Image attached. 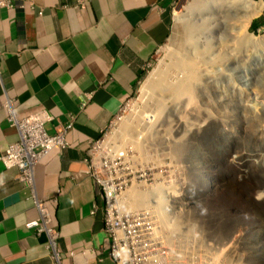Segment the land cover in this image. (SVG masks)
<instances>
[{"label": "crops", "instance_id": "obj_1", "mask_svg": "<svg viewBox=\"0 0 264 264\" xmlns=\"http://www.w3.org/2000/svg\"><path fill=\"white\" fill-rule=\"evenodd\" d=\"M174 0H9L0 5V155L17 138L5 118L45 108L49 133L72 116L66 146L33 168L38 198L48 199L60 264H114L108 256L96 185L86 169L95 139L164 42ZM264 2V0H262ZM264 18V5L262 6ZM81 103L84 105L81 106ZM15 168L0 160V264H49L45 233L26 227L38 211Z\"/></svg>", "mask_w": 264, "mask_h": 264}, {"label": "rangeland", "instance_id": "obj_2", "mask_svg": "<svg viewBox=\"0 0 264 264\" xmlns=\"http://www.w3.org/2000/svg\"><path fill=\"white\" fill-rule=\"evenodd\" d=\"M206 3V0L173 1L169 9L170 23L166 39L143 70L136 92L123 103L118 113L120 116L113 126L120 131L126 144L134 148L138 163L149 167L147 189L155 183L163 185V209L166 215L179 223L182 218H186L188 223L197 228L191 241L186 240L178 228V234L174 236L175 244L180 246L179 243L184 241L185 246V249L182 244L181 249L177 248L182 253L178 261L182 264H207L210 256H217L221 264H225L223 261L264 264V196L256 198V192L264 185V169L255 162L254 158L258 155L253 151L259 145V140L247 130L246 122L239 114L241 109L234 106V101L237 102L235 96H241L245 104L242 107L243 113L251 115L257 111L264 118V108L252 99V94H248V99L243 95L249 90V77L254 73L250 70V65L256 51L251 47L243 49L246 53L243 54L245 58L242 70L229 66L226 79L222 75H216V93L223 89L227 95L222 93L220 97V94L211 92L213 95L206 105L209 111L200 109L202 114L210 112L208 119L200 127H195L193 116L188 114L194 113V106L197 108L198 104H202L197 101V94L193 96L196 104L191 102L187 107L183 103L186 95L175 100L166 98L167 83H173L179 78L180 58H189L186 53L190 52L189 49L193 47L191 44L195 42L199 26L193 18L197 13L203 12ZM262 12L263 9L247 25V31L255 36L264 35V24H259L252 30L250 23L262 17ZM233 44L238 45V42ZM189 45L191 47L188 49ZM246 72L248 87L241 79V75ZM160 74L164 77V86L161 88L157 86ZM256 83L252 88L264 91L261 87L264 75ZM158 99L164 104L161 115L154 106ZM174 105H177V109L183 105L186 112H174ZM181 115L185 118L184 123L180 121ZM172 168L173 171H165ZM138 187L142 191L145 185ZM149 195L152 196L151 193ZM158 197L159 194H156L148 200L156 202ZM148 200L130 207H146ZM227 249L234 250L233 255L237 259L224 258L223 254Z\"/></svg>", "mask_w": 264, "mask_h": 264}, {"label": "built area", "instance_id": "obj_3", "mask_svg": "<svg viewBox=\"0 0 264 264\" xmlns=\"http://www.w3.org/2000/svg\"><path fill=\"white\" fill-rule=\"evenodd\" d=\"M0 5L10 6L6 0H0ZM4 109L7 122L16 128L17 139L6 146L0 160L4 166L16 168V179L30 189L38 218L27 221L26 226L32 227L36 234L45 233L49 264H60L58 231L52 223L47 200L37 199L33 194L32 171L35 163L50 149L66 145L65 135L72 127L73 117L59 121L55 131L48 133L45 123L53 117L45 108L18 116L11 100L7 99ZM119 116L115 115L97 138L86 142L87 172L101 200L107 254L114 264H175L159 238L154 210L129 206L126 195L130 187L145 185L147 188L150 170L147 165L137 163L134 148L127 145L120 131L114 128L113 123Z\"/></svg>", "mask_w": 264, "mask_h": 264}, {"label": "bare ground", "instance_id": "obj_4", "mask_svg": "<svg viewBox=\"0 0 264 264\" xmlns=\"http://www.w3.org/2000/svg\"><path fill=\"white\" fill-rule=\"evenodd\" d=\"M206 1L207 3L205 5L203 12L197 13V15L194 16L193 18L194 21L197 22L199 27L197 29L198 32L195 35V42L193 41L194 44L193 43L191 44L193 45V47H191L190 45L189 47L186 46L188 49L191 47L189 49L190 50L189 53L185 52L189 58L183 60L180 58L181 74L179 78L177 76L178 79L175 80V82L167 83L169 85H167L166 87L167 91H165L168 92V95L166 96L167 100H175L178 99L181 95H186L185 96L186 98L184 99L183 102L184 106L186 107L191 102L194 105L196 104L197 101L199 103H202V104H198L197 108L195 106L194 108H192V110H194L193 111L194 113L188 112V114L193 116L195 121L194 125L197 128L200 127L202 124H204L208 119L207 117L209 116L210 112L208 114H206V112L202 114L200 109L209 111L206 105L209 104L208 100L210 99V96L213 95L211 94V92L212 93L217 92V90H215L216 75L217 74L222 75L223 78L226 79L227 70L229 66H236L237 68L242 70L243 69L242 61L245 58V56L243 57V54L245 55L246 53V50L244 51L243 49L246 47L254 48L256 52L254 53V57L250 65V70L254 72L252 76L249 77L250 86H249V80L247 79V72L241 75V79L244 81L246 87L249 86V90L247 89L246 93H244L243 95L245 96L246 99H248V94H252V99L256 100L257 103L259 102L260 103L259 105L264 108V91H260V88L259 90H257L256 88H252V86H255L257 84L256 80H259V78L262 75H264V35L255 36L254 34L247 31V25L250 19L253 16L260 13V11L262 10L263 1L262 0H206ZM233 42H238V45H234ZM170 69H171V65H170ZM174 70L178 71L176 68H174ZM160 75L161 76L157 80V86L159 88H161V86H164V84L162 85V81L164 80V77L162 74ZM148 79L150 78H147V80ZM261 87L264 88V83L261 84ZM209 88H211L212 91ZM231 88H234V86L231 85ZM220 91H221L220 93H216V94H220V97L222 93H226L223 89ZM229 92L230 91L228 90V93ZM194 94H197L198 96L196 102H194L193 100ZM225 95H227V93ZM230 96L232 95L230 94ZM226 97L228 98V96ZM235 99L237 100V102L234 101L235 102L234 106L239 107L241 109L239 111V114H241L243 121L246 122L247 130L250 131L251 135L256 140H259L258 141L259 145L253 149L254 153L258 155L254 158V160L255 162H257L262 166V169H264V118L260 117L257 111L252 112L251 115H248V113H243L244 109H242V107H245V104L242 102L241 96L239 97L235 96ZM154 106L157 109L156 112L158 111L159 114L164 109L163 107L164 104L160 102L159 99L155 102ZM184 106L182 105L180 108L177 109V105H174V110H175L174 112H178V111L180 112L181 110L185 111ZM134 115L136 114L134 113ZM182 116L183 115H181L180 117V121L184 123L185 118ZM126 127L125 129H127ZM122 129L124 128L122 127ZM147 131L148 129H146V132ZM151 159H153V157ZM138 186L133 187L131 190H129L128 194L126 195V198L129 197L128 198V201L130 202L129 206L132 205L136 206L142 201L148 200L152 198V196H156V194H159V197L158 199H156V202L153 199L148 200L147 206L151 204L156 212L157 221H158L157 224L158 235L163 245L167 246L166 248L168 249L171 260L175 264H182L180 261L177 260L178 258L182 257V253L179 252L180 250L178 251L177 248L181 249L180 246L181 244L183 245L184 241H181L182 242L181 243L180 242L181 239H180L178 241L180 242L179 243L180 246H178V243L175 244L176 240H174V236L176 235L178 228H180L186 240L191 241L190 239L194 237V232L197 229L196 226L191 223H188L186 218H182V222L179 223V221L175 219H170L166 215L163 209V202H164V195L162 194L163 185H161L160 183H155L153 186L150 187V189L149 188L143 189L142 191L139 189ZM149 193H151L152 196H150ZM263 196H264V185L261 187L260 190L256 192L257 199L262 198ZM151 201L154 202L152 203ZM176 223H178L179 226H177ZM230 252L234 253V250L231 249ZM193 259H195V257ZM211 259L215 261H219L217 256H213V257L211 256ZM223 263L236 264L233 263L232 261L229 262L223 261Z\"/></svg>", "mask_w": 264, "mask_h": 264}, {"label": "clouds", "instance_id": "obj_5", "mask_svg": "<svg viewBox=\"0 0 264 264\" xmlns=\"http://www.w3.org/2000/svg\"><path fill=\"white\" fill-rule=\"evenodd\" d=\"M8 3H9V0H6ZM10 4V3H9ZM3 6V5H2ZM2 73V72H1ZM0 77H1V74H0ZM82 104V103H81ZM122 107V106H121ZM47 110V109H46ZM48 111V110H47ZM49 112V111H48ZM50 113V112H49ZM118 113H119V111H118ZM117 113V114H118ZM51 114V113H50ZM116 114V115H117ZM52 115V114H51ZM69 117V116H68ZM5 118H6V115H5ZM113 118V117H112ZM7 121V120H6ZM49 122V121H48ZM110 122V121H109ZM47 123V122H46ZM46 123H45V125H46ZM16 129V128H15ZM46 129V128H45ZM47 131V130H46ZM55 131V130H54ZM53 131V132H54ZM48 132V131H47ZM102 132V131H101ZM49 133V132H48ZM17 134V133H16ZM101 134V133H100ZM66 136V135H65ZM97 138V137H96ZM17 139V138H16ZM15 139V140H16ZM14 140V141H15ZM66 140V139H65ZM13 142V141H12ZM11 143V142H10ZM66 146V145H65ZM64 146V147H65ZM56 148V147H55ZM57 148H59V147H57ZM63 148V147H62ZM53 149V148H52ZM51 150V149H50ZM49 150V151H50ZM85 151H86V149H85ZM46 154V153H45ZM44 154V155H45ZM86 158V157H85ZM41 159V158H40ZM39 159V160H40ZM38 160V161H39ZM85 160V159H84ZM38 161L36 162V163H38ZM35 163V164H36ZM3 164V163H2ZM87 164V163H86ZM4 165V164H3ZM35 166V165H34ZM34 166H33V168H34ZM6 167V166H5ZM8 168H11V167H8ZM12 168H14V167H12ZM16 169V168H15ZM86 169H87V166H86ZM17 170V169H16ZM17 173V172H16ZM32 174H33V171H32ZM91 177V176H90ZM18 181V180H17ZM94 181V180H93ZM95 183V182H94ZM24 185V184H23ZM96 185V184H95ZM24 186H26V185H24ZM136 186V185H135ZM135 186H133V187H135ZM27 187V186H26ZM132 187V188H133ZM28 188V187H27ZM131 188V189H132ZM29 189V188H28ZM130 189V190H131ZM142 189V188H141ZM143 189H147V188H143ZM96 190H97V187H96ZM29 191H30V189H29ZM30 193H31V191H30ZM33 194H34V196H35V198H37V199H40V198H38V197H36V195H35V191H34V184H33ZM32 195V194H31ZM97 195H98V193H97ZM32 197H33V195H32ZM41 199H44V198H41ZM100 199V198H99ZM47 200V203L49 202V200L48 199H46ZM97 202H95L94 204H96ZM33 204H34V201H33ZM98 205H99V207L101 208V210H102V213H103V209H102V206H101V200L99 201V203H97V207L96 208H94V205H93V210H96L97 208H98ZM130 205V204H129ZM35 206V205H34ZM36 207V206H35ZM146 207H153L152 205H148V206H146ZM136 208H138V207H136ZM37 209V208H36ZM49 210V209H48ZM153 210H154V208H153ZM38 211V210H37ZM154 212H155V210H154ZM50 213V212H49ZM156 213V212H155ZM37 218H38V216H37ZM36 219V218H35ZM31 220H33V219H31ZM29 221V220H28ZM157 224H158V221H157ZM25 225H26V223H25ZM27 227V226H26ZM28 228H32V227H28ZM33 229V228H32ZM34 230V229H33ZM35 232V231H34ZM58 239V238H57ZM57 244H58V242H57ZM163 244V243H162ZM58 248H59V246H58ZM168 250V249H167ZM230 250L231 249H227L225 252H224V254H223V256H224V258H226V259H228V258H230V259H233V258H236L237 259V256H234L233 255V253L232 252H230ZM48 253H49V250H48ZM210 259H209V263H211V264H221V263H219V261H215V260H213V261H215V262H217V263H213L212 262V259H211V256L209 257ZM112 261H113V259H112ZM114 262V261H113Z\"/></svg>", "mask_w": 264, "mask_h": 264}, {"label": "trees", "instance_id": "obj_6", "mask_svg": "<svg viewBox=\"0 0 264 264\" xmlns=\"http://www.w3.org/2000/svg\"><path fill=\"white\" fill-rule=\"evenodd\" d=\"M263 25L264 24V18L259 17L256 21L252 20L250 23V29L254 30L256 28L257 25Z\"/></svg>", "mask_w": 264, "mask_h": 264}]
</instances>
